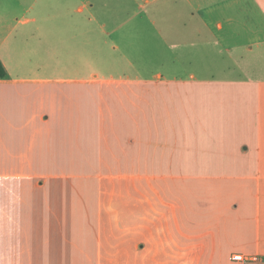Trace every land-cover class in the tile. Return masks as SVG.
I'll list each match as a JSON object with an SVG mask.
<instances>
[{
    "label": "crops",
    "instance_id": "crops-1",
    "mask_svg": "<svg viewBox=\"0 0 264 264\" xmlns=\"http://www.w3.org/2000/svg\"><path fill=\"white\" fill-rule=\"evenodd\" d=\"M194 2L220 79L93 36L92 0L0 7V264H264V0Z\"/></svg>",
    "mask_w": 264,
    "mask_h": 264
},
{
    "label": "rangeland",
    "instance_id": "rangeland-1",
    "mask_svg": "<svg viewBox=\"0 0 264 264\" xmlns=\"http://www.w3.org/2000/svg\"><path fill=\"white\" fill-rule=\"evenodd\" d=\"M142 1L145 3L144 7H142V9H137V6H133V3L128 2V0H92V2H96L97 4V6L95 5L91 8V18L95 19L91 23L93 36L103 35L106 38L109 36L115 37L117 35L116 26L118 24L116 19H123L126 23L121 31L125 30L122 32L125 33V37H129L131 31L134 30L135 34L140 38L137 37L136 39H138V43H140L141 47L143 46L146 50L151 52L156 46V49H160L158 52L162 51L161 57L164 61L163 64L166 63V67L163 69L170 78L176 75L177 77L188 79L189 81V71L197 72L202 63L209 64V62L214 64L211 70H213L212 73H214L215 78L220 79V77L225 76L220 75V65H224L226 60L220 56L226 54L224 49L228 43V38L231 37L227 29L217 32V29H211L207 26L208 16L211 14L210 12L206 10L195 12L196 5H194V0H177L174 2L173 0ZM35 2L36 0H0V7L2 8L3 6L10 5L14 7L12 9H15V7L18 8L12 15L16 14L21 20L33 18L37 15L38 6L33 8V12L23 14V8L31 4L35 7ZM135 11L137 12L134 13ZM89 14L90 12L88 11L85 16L87 17ZM131 14H134V16L129 17ZM148 16L150 19L152 18V22H149L147 19ZM17 25L19 27V33L21 29L25 28L32 32L35 31L34 23L26 26ZM132 25L133 27H131ZM101 31H104V34H102ZM213 35L215 36L214 38L220 36V44L205 43L204 46L205 49H209L210 53L215 51V56L217 58L213 57L211 59L210 56H212V54L199 51L197 47L191 44L181 45V47L179 46L180 48L177 49H170L167 46L179 40L187 42L203 40L204 43L206 41H211ZM102 46L105 49L103 43ZM156 49L154 53H156ZM221 50L224 54H220ZM98 51H101V47L93 43V53H99ZM197 54L200 55V57H197ZM175 57H178L176 61ZM210 68H204V70ZM199 73L208 76L207 74H209V71ZM189 93L193 94V98L187 96V100L195 102L198 97L196 98L194 91ZM256 114L258 115V112ZM224 142L221 141V143H219L220 146H223Z\"/></svg>",
    "mask_w": 264,
    "mask_h": 264
},
{
    "label": "trees",
    "instance_id": "trees-1",
    "mask_svg": "<svg viewBox=\"0 0 264 264\" xmlns=\"http://www.w3.org/2000/svg\"><path fill=\"white\" fill-rule=\"evenodd\" d=\"M9 77V73L0 58V79H5Z\"/></svg>",
    "mask_w": 264,
    "mask_h": 264
},
{
    "label": "built area",
    "instance_id": "built-area-1",
    "mask_svg": "<svg viewBox=\"0 0 264 264\" xmlns=\"http://www.w3.org/2000/svg\"><path fill=\"white\" fill-rule=\"evenodd\" d=\"M252 259H257V257H252ZM233 260L239 261V262H244L246 261V257L243 254H237L233 256Z\"/></svg>",
    "mask_w": 264,
    "mask_h": 264
}]
</instances>
